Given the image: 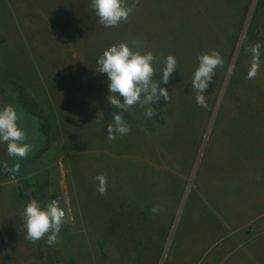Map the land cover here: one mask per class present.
Returning <instances> with one entry per match:
<instances>
[{
	"label": "rangeland",
	"instance_id": "374dc122",
	"mask_svg": "<svg viewBox=\"0 0 264 264\" xmlns=\"http://www.w3.org/2000/svg\"><path fill=\"white\" fill-rule=\"evenodd\" d=\"M90 2L0 0V107L16 108L32 145L19 159L0 143V183L44 206L60 198L67 214L58 244L39 241L40 264H250L242 244L259 232L233 212L241 181L264 184V47L255 79L245 51L264 42V0H139L111 28ZM124 41L157 57L154 79L169 54L177 70L160 84L170 101L151 105L152 119L139 105L123 112L131 131L108 141L118 110L97 60ZM205 50L225 63L202 108L191 81Z\"/></svg>",
	"mask_w": 264,
	"mask_h": 264
},
{
	"label": "clouds",
	"instance_id": "9594fccd",
	"mask_svg": "<svg viewBox=\"0 0 264 264\" xmlns=\"http://www.w3.org/2000/svg\"><path fill=\"white\" fill-rule=\"evenodd\" d=\"M139 0L129 4L128 0H91L90 7L98 17V21L106 28L119 27L126 23L134 14L135 6ZM136 47L130 46L126 41L113 44L103 51L97 60V72L106 74L110 95L107 102L118 111L112 113V123L107 125V139L114 141L117 135L123 137L131 131V125L126 123L123 112L137 105L144 109L146 117L152 119L157 109L151 105L161 98L167 103L171 97L168 90L160 87L167 85L171 75L177 70L175 56L169 54L164 59L162 80H156L154 67L157 57L151 51H141L137 42ZM264 42L257 41L251 44L246 52L251 54V63L247 73L248 79H255L261 64L260 49ZM198 67L194 71L191 81L192 88L196 90V103L206 108V96L203 94L213 80L216 70L223 68L224 59L218 50H205L197 57ZM121 97L123 99H121ZM122 110V111H119ZM18 113L13 105L0 107V143L6 144L9 157L24 159L32 149L27 143V133L18 124ZM20 165L11 169L18 172ZM94 180L97 182V192L101 195L107 192V173H98ZM159 206H154L157 211ZM20 216L24 222L26 235L24 239L32 244L45 240L49 246L59 243L61 228L67 223L66 210L61 207L60 198L50 200L41 206L35 199L26 204Z\"/></svg>",
	"mask_w": 264,
	"mask_h": 264
},
{
	"label": "crops",
	"instance_id": "0c3cea01",
	"mask_svg": "<svg viewBox=\"0 0 264 264\" xmlns=\"http://www.w3.org/2000/svg\"><path fill=\"white\" fill-rule=\"evenodd\" d=\"M239 186L238 194L234 195V202L238 200L233 212L235 225L243 229L252 223L259 232L253 236H245L248 240L242 244V253L248 256L250 264H264V184L254 186L241 181ZM253 187H257L256 194H253ZM33 194L36 195L35 192ZM23 196L24 192L18 186L0 183V264H40L39 241L32 244L24 239L26 229L20 213L31 198ZM33 198L38 199L35 196ZM39 200L43 207L41 193ZM47 251L44 241V252ZM44 264L52 263L44 259Z\"/></svg>",
	"mask_w": 264,
	"mask_h": 264
},
{
	"label": "built area",
	"instance_id": "2783aa9c",
	"mask_svg": "<svg viewBox=\"0 0 264 264\" xmlns=\"http://www.w3.org/2000/svg\"><path fill=\"white\" fill-rule=\"evenodd\" d=\"M14 178V176H12Z\"/></svg>",
	"mask_w": 264,
	"mask_h": 264
}]
</instances>
